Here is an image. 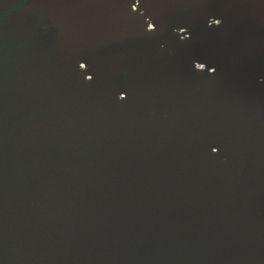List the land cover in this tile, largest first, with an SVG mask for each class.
Wrapping results in <instances>:
<instances>
[{
    "label": "water",
    "instance_id": "water-1",
    "mask_svg": "<svg viewBox=\"0 0 264 264\" xmlns=\"http://www.w3.org/2000/svg\"><path fill=\"white\" fill-rule=\"evenodd\" d=\"M0 264H264V0H0Z\"/></svg>",
    "mask_w": 264,
    "mask_h": 264
}]
</instances>
